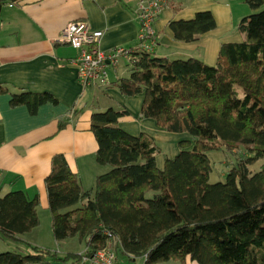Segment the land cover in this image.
<instances>
[{
	"label": "trees",
	"instance_id": "16d2710c",
	"mask_svg": "<svg viewBox=\"0 0 264 264\" xmlns=\"http://www.w3.org/2000/svg\"><path fill=\"white\" fill-rule=\"evenodd\" d=\"M16 1L0 0V9ZM244 2L253 13L236 25L243 39L222 44L215 66L137 53L129 77L115 83L123 97L143 95L142 119L167 133L188 135L192 146L180 140L178 154L164 156L160 169L156 158L163 148L147 134L133 136L119 127L127 110L93 112L95 160L109 170L85 190L65 156L55 154L44 179L52 238L77 237L85 251L59 255L19 240L38 226L39 201L12 191L0 196V236L18 246L0 253V264H83L107 246L123 263L264 264V0ZM215 27L209 11L169 24L182 42ZM44 104L58 101L46 92L23 90L10 99L11 107L25 106L31 115ZM66 124L60 121L59 130ZM240 146L252 156L230 162L224 182L209 183L207 154L231 155ZM259 160V170L251 173Z\"/></svg>",
	"mask_w": 264,
	"mask_h": 264
},
{
	"label": "crops",
	"instance_id": "0c3cea01",
	"mask_svg": "<svg viewBox=\"0 0 264 264\" xmlns=\"http://www.w3.org/2000/svg\"><path fill=\"white\" fill-rule=\"evenodd\" d=\"M138 1L19 0L5 4L0 9V86L7 90L0 93V196L21 191L30 199L37 196L39 201L38 226L18 236L24 243L49 249L59 255L81 254L86 249L85 246L80 247L84 243L77 237L54 240L53 243L49 214L46 216L45 239L40 237L41 214L48 213L44 179L50 172L53 155L65 156L69 168L87 190L93 187L96 177L109 170L96 163L97 145L89 130L93 112L83 113L82 105H88L89 109L120 107L127 110L129 116L121 119L119 127L133 136L147 134L163 148V154L156 158L160 169L164 156L172 159L178 154L180 140H187L192 146L193 139L188 135L167 133L158 128L154 121L141 118L143 95L126 98L118 92L116 81L128 78L130 74V66L125 61H120L110 74L108 88H84L78 83L76 67L72 64L75 50L58 42L69 23L85 21L92 30L103 32L99 45L103 51L136 46ZM162 2L164 8L153 24L157 37L153 51L155 57L170 61L196 59L213 67L222 44L239 43L243 39L236 25L245 9L233 6L230 0ZM202 11L212 14L215 29L197 36L191 42L175 40L169 24L190 20ZM19 90L49 93L57 99L58 104H44L37 109L36 114L31 115L25 106H10L11 95ZM63 120L67 124L59 130V122ZM52 244H55V248H51ZM4 252L12 251L2 248L0 243V253ZM131 263L144 264V261L136 259ZM159 264L179 263L171 261ZM184 264L197 263L186 260Z\"/></svg>",
	"mask_w": 264,
	"mask_h": 264
},
{
	"label": "built area",
	"instance_id": "2783aa9c",
	"mask_svg": "<svg viewBox=\"0 0 264 264\" xmlns=\"http://www.w3.org/2000/svg\"><path fill=\"white\" fill-rule=\"evenodd\" d=\"M162 0H139L136 19L139 24L137 44L134 49L117 47L108 51L100 49L103 32L92 30L85 21L69 23L58 38V42L69 45L76 55L72 64L76 67L78 83L86 87L106 89L110 86V74L116 70L120 61L132 66L137 53H153L157 43L153 27L161 10ZM83 264H132L119 261L110 246L96 251L91 257L84 258Z\"/></svg>",
	"mask_w": 264,
	"mask_h": 264
},
{
	"label": "rangeland",
	"instance_id": "374dc122",
	"mask_svg": "<svg viewBox=\"0 0 264 264\" xmlns=\"http://www.w3.org/2000/svg\"><path fill=\"white\" fill-rule=\"evenodd\" d=\"M230 3L234 6V5H238L239 7H244L245 12L244 15L241 17H245L248 16L250 14H252L253 12H251V10L249 9V7L245 4L244 0H230ZM241 14V11L240 13ZM240 20V19H239ZM88 105H82V112H95V111H102L104 109H89L87 108ZM209 160H210V164H211V174L209 176V183L214 184V183H222L224 182V176L228 170V164L232 161H234L236 158H240L243 156H252V154H250V152L245 149L244 147L240 146L236 149L233 150V153L231 155H226L223 152H209L207 154ZM263 163L262 160H259L257 162H255L252 166L249 167V170L251 171V173H255L259 170L261 164ZM86 184V181L85 183ZM87 190V189H85ZM46 213V212H45ZM48 217V213H46V215H42L41 214V230H40V237L43 236V239H45V233L47 231V217ZM50 219V217H48ZM51 221V220H50ZM49 232V231H48ZM52 239V238H51ZM54 243V239L52 240ZM0 243L2 245V248H7L9 251H14L16 250L15 247L18 246L17 243L12 242L10 240L1 238L0 239ZM53 246H51V248H55V244H52ZM78 245V242H77ZM84 244H80L81 248H84ZM49 250V249H48ZM68 264H71L70 262H68Z\"/></svg>",
	"mask_w": 264,
	"mask_h": 264
}]
</instances>
